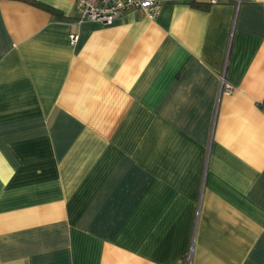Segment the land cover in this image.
I'll return each mask as SVG.
<instances>
[{
    "label": "crops",
    "instance_id": "obj_1",
    "mask_svg": "<svg viewBox=\"0 0 264 264\" xmlns=\"http://www.w3.org/2000/svg\"><path fill=\"white\" fill-rule=\"evenodd\" d=\"M75 1L0 0V264H264V0Z\"/></svg>",
    "mask_w": 264,
    "mask_h": 264
},
{
    "label": "built area",
    "instance_id": "obj_2",
    "mask_svg": "<svg viewBox=\"0 0 264 264\" xmlns=\"http://www.w3.org/2000/svg\"><path fill=\"white\" fill-rule=\"evenodd\" d=\"M77 20H94L104 24L111 23L130 9H136L149 18H155L161 9L160 0H76ZM77 40V34H69V42L73 44ZM231 84L224 82L221 77V90L230 91ZM171 264H192L190 253L184 259L174 261Z\"/></svg>",
    "mask_w": 264,
    "mask_h": 264
},
{
    "label": "trees",
    "instance_id": "obj_3",
    "mask_svg": "<svg viewBox=\"0 0 264 264\" xmlns=\"http://www.w3.org/2000/svg\"><path fill=\"white\" fill-rule=\"evenodd\" d=\"M26 1L33 2L34 0H26ZM191 3L194 6H199V7H203V8H207L209 5V2L197 1V0H192Z\"/></svg>",
    "mask_w": 264,
    "mask_h": 264
}]
</instances>
